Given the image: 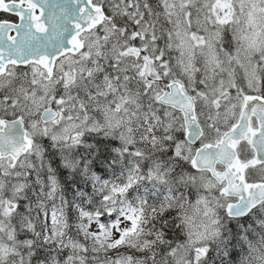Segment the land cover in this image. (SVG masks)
<instances>
[{"label":"snow or ice","instance_id":"obj_1","mask_svg":"<svg viewBox=\"0 0 264 264\" xmlns=\"http://www.w3.org/2000/svg\"><path fill=\"white\" fill-rule=\"evenodd\" d=\"M0 13V264H264V0Z\"/></svg>","mask_w":264,"mask_h":264},{"label":"flooded vegetation","instance_id":"obj_2","mask_svg":"<svg viewBox=\"0 0 264 264\" xmlns=\"http://www.w3.org/2000/svg\"><path fill=\"white\" fill-rule=\"evenodd\" d=\"M3 15H7V14H4V13H0V16H3Z\"/></svg>","mask_w":264,"mask_h":264}]
</instances>
